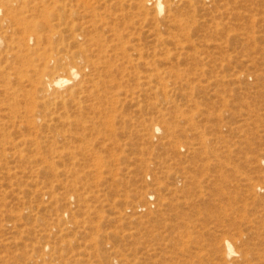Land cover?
I'll return each instance as SVG.
<instances>
[{
    "label": "rangeland",
    "instance_id": "374dc122",
    "mask_svg": "<svg viewBox=\"0 0 264 264\" xmlns=\"http://www.w3.org/2000/svg\"><path fill=\"white\" fill-rule=\"evenodd\" d=\"M105 1L154 70L60 134L0 94V264H264V0Z\"/></svg>",
    "mask_w": 264,
    "mask_h": 264
},
{
    "label": "bare ground",
    "instance_id": "6f19581e",
    "mask_svg": "<svg viewBox=\"0 0 264 264\" xmlns=\"http://www.w3.org/2000/svg\"><path fill=\"white\" fill-rule=\"evenodd\" d=\"M149 1L159 14L165 12V4H168L169 16L175 0ZM114 5L107 6L105 0H0V94L10 96L15 100H11L13 103H18L17 96L20 95L22 100L25 97L29 101L31 116L27 113L28 123L32 122L37 128L46 127L57 134L63 127L84 130L87 127L81 120L83 115L95 113L104 104L115 101V96L118 100L120 83L137 77L135 69L139 64L147 69L151 67L135 38L125 39V34L120 32L118 23L129 26V22L119 17V10V13L116 11L118 14L113 13ZM161 50L168 54L170 49L163 47ZM6 69L10 72L15 69L18 89L8 85L4 75H9ZM153 76L150 73V77ZM23 82L29 83V90L23 88ZM131 98H134L133 94ZM152 130L159 132L162 129L155 126ZM30 141L38 143L35 139H26V142ZM85 156L90 157L87 153ZM226 242L224 255L230 257L237 253L231 243ZM138 250L135 247L133 253L130 252L133 264L140 262L136 256ZM121 257V264H129L128 254L123 253Z\"/></svg>",
    "mask_w": 264,
    "mask_h": 264
}]
</instances>
